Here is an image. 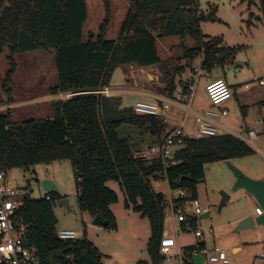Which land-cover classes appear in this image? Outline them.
Masks as SVG:
<instances>
[{
	"label": "trees",
	"instance_id": "obj_1",
	"mask_svg": "<svg viewBox=\"0 0 264 264\" xmlns=\"http://www.w3.org/2000/svg\"><path fill=\"white\" fill-rule=\"evenodd\" d=\"M101 1L105 19L97 33H89L84 40L85 0H0V57L8 51L0 103H13L16 56L34 51L54 53L57 82L51 94H72L54 100L52 115L44 119L16 123L11 121L9 110L0 115V170L26 171L37 164L68 161L76 177L79 210L92 219L100 215L108 222L106 228L113 230L116 223L110 206L118 197L106 184L118 183L126 197L125 207L149 221L148 250L153 263L158 264L166 204L165 198L152 190L151 180L163 176L170 190L182 189L196 198V185L203 180L206 165L223 156L229 160L241 158L254 149L230 134L188 139L175 153V165L164 170L160 161L138 159V147L132 145L130 137H119L117 130L122 126L136 128L152 137L155 144L161 141L165 125L153 117L137 115L132 107H121L118 96L94 92L108 87L115 67L162 64L157 39L178 38L186 62L204 53L206 70H211L214 63H229L234 49L217 50L220 40H206L199 24L207 16L213 19V14L199 13L193 0H130L120 37L117 41L107 39L110 0ZM256 2L264 19V0H248V5ZM186 39H191L194 47H186ZM176 70L183 73L184 67ZM170 87L172 91L175 86ZM61 199L54 193L39 199L27 194L18 210L31 224L30 242L36 246L41 264H102L98 249L85 237L74 241L58 238L53 206ZM189 227L194 229V221ZM192 249L182 251L184 264H193ZM56 251L60 254L49 260L48 254Z\"/></svg>",
	"mask_w": 264,
	"mask_h": 264
},
{
	"label": "rangeland",
	"instance_id": "obj_2",
	"mask_svg": "<svg viewBox=\"0 0 264 264\" xmlns=\"http://www.w3.org/2000/svg\"><path fill=\"white\" fill-rule=\"evenodd\" d=\"M120 1H115L119 3L116 7L114 3L113 7L110 6V22L106 38L114 41L118 40L124 24L125 18L121 14L131 5L130 0ZM193 1L199 13L206 16L208 13L213 14V19L205 18L199 24L206 40L218 39L223 47L234 49L232 62L217 69V78H225L231 90V97L222 104L228 114L219 118L218 121L232 133L248 139L247 129L260 132V129H256L258 125L253 124L254 120H264V86L258 84L259 79H264V19L258 2L249 6L248 0ZM85 2L87 3V20L83 26L84 40L87 39L89 33H97L106 16L101 0H86ZM121 3L124 7L120 6ZM170 39L172 38L157 39L158 53L162 57L165 55L160 44L171 41ZM185 46L192 48L194 43L191 39H187ZM175 47L176 53L173 56L177 58L181 55V51L178 53L179 49ZM7 55L8 51L5 50L0 57V93L8 71ZM180 64L184 67L181 80L193 82L192 107H196L200 99H206L204 86L206 76L193 73L194 69L201 70L200 58L194 57L189 62L180 60ZM16 65L17 70L13 76L14 88L19 92L17 100L21 104L17 106V109L10 110L3 107L8 104L0 103V115L6 114L9 110L11 121L16 123L43 119L52 115V103L55 99H51L54 94L52 95L50 90L57 82L54 53L34 51L20 54L16 56ZM204 73L206 75L207 72ZM126 74L125 66L113 68L108 78L109 87L126 88L128 86ZM252 91L258 94L255 95ZM111 94L120 98L121 107H131L134 102L141 100L150 102L149 99L132 96L125 92L112 91ZM247 110L248 115L244 117V111L247 112ZM259 110L262 112V117L256 114ZM184 114V111L179 113L181 118ZM192 118L191 116L187 118L188 127L193 125ZM117 134L119 137H130L132 145L137 146L139 151H147L152 145V137L133 127L122 126L117 130ZM249 142L257 150L254 149L252 154L230 161L247 177L264 181L263 144L254 139ZM8 172L12 178L28 183L29 194L33 199L45 196L46 193L42 189L43 180L52 181L60 196L68 203V207L60 204V200L54 203L53 212L57 220V231L72 230L77 233L79 239L85 237L98 249L103 264H154L148 250L151 242L149 221L139 213L133 212L131 207H125L126 197L118 183L109 181L106 184L118 197L117 203L110 206L116 223V228L113 230L93 225V219L79 210L76 177L68 161H52L34 165L26 171L13 169ZM234 180V175L225 161L219 160L205 166L204 178L196 185V199L201 208L209 213L208 219H200V226L202 228L211 227L214 230L213 235L204 237L205 247L226 250L232 264H264V227L255 225L254 228L236 231L237 226L243 220L240 218L244 214H248L247 217L254 214L256 202L243 189L231 191ZM150 183L154 193L162 195L165 199L176 196V193L169 189L165 177L160 176L156 180H151ZM222 193L227 194L229 200L219 209ZM170 216L166 210L164 231L166 230L169 237L174 238L183 250L202 241L194 236L192 227H187L185 231L175 229L177 223L173 222ZM236 247L239 251L236 249L233 253L232 249ZM176 256L177 254L172 252L167 256L170 259L169 262L161 258L158 264H177Z\"/></svg>",
	"mask_w": 264,
	"mask_h": 264
},
{
	"label": "built area",
	"instance_id": "obj_3",
	"mask_svg": "<svg viewBox=\"0 0 264 264\" xmlns=\"http://www.w3.org/2000/svg\"><path fill=\"white\" fill-rule=\"evenodd\" d=\"M223 45H216L215 49H221ZM201 63L204 62L205 55H200ZM133 66V65H131ZM134 67V66H133ZM203 64L201 70L194 69V73L202 75ZM258 84L264 86V79H259ZM194 86H187V93L174 91L170 95L155 97V102H136L133 105V110L137 115L148 116L158 119L163 125L168 120V113L171 107L181 109L185 115H192L193 125L184 130V126L172 128L166 131L161 141L152 144L147 151H138L136 157L145 160L160 161L163 169H167L175 165V153L184 146L188 139L211 138L221 135L230 134L249 144V140L254 139L256 134L250 131L245 139L242 136L232 133L228 128L219 123V118L228 114L227 110L222 107L223 102L231 97V90L226 81L222 78H213L205 85V94L208 101L209 109L203 112H192L190 105L194 96ZM102 96L111 95L112 91L108 87H103L101 90L94 92ZM72 94H59L55 100H63L70 97ZM186 102V104H184ZM253 148V147H252ZM254 149V148H253ZM28 183L20 182L12 178L9 172L0 170V263L4 264H41L38 256L37 248L30 242L31 224L27 222L24 216L18 213L22 198L29 194L27 187ZM175 197L164 199L166 210L171 215V220L177 225L175 229L185 231L189 227L190 222L194 221V236L202 240L192 249V255L199 254L203 258L202 264H232L231 258L224 249H207L204 246V237L214 234L213 228H202L200 219L205 215L206 210L201 208L198 200L192 198L190 194L182 189L174 191ZM30 195V194H29ZM176 200V202H175ZM179 200V202H177ZM262 213L260 208L255 209V214ZM195 219V220H194ZM58 238L62 241L78 240V235L72 230L58 231ZM176 240L169 237L167 232L163 233L160 240L159 252L164 255L166 261L176 247ZM177 254V264H184L181 254Z\"/></svg>",
	"mask_w": 264,
	"mask_h": 264
},
{
	"label": "crops",
	"instance_id": "obj_4",
	"mask_svg": "<svg viewBox=\"0 0 264 264\" xmlns=\"http://www.w3.org/2000/svg\"><path fill=\"white\" fill-rule=\"evenodd\" d=\"M115 1L116 0H110V6L113 7V3H114V7H116L119 4V3H115ZM119 2H121V1L119 0ZM86 6H87V3H86ZM120 6L124 7L123 3H121ZM129 10H130V8L127 11L124 10V12H123V14H121V16H124V18L126 19ZM112 11H114V10L112 9ZM109 13H110V11H109ZM109 19H110V15H109ZM109 22H110V20H109ZM124 22H125V20H124ZM118 37H120V35ZM167 39H169V38H167ZM170 40L171 41H168V42L166 41L165 43L160 44L161 49L163 48L162 51L165 55L164 57H162L161 54L158 53V49H159L158 44L159 43L157 44V41H156L157 53H158L159 58L162 61L161 62L162 64L149 66V67H142V68L141 67L140 68L139 67H133V66H131L132 64L126 65L125 66V68L127 69V74H126L127 80L126 81L128 82L127 83L128 86H126V88H124V89H115V88L109 87V85L107 84L108 88L111 91H115L118 93H124L125 92L129 95H132V96L135 95L137 97L149 99L150 102H147L144 100L136 101V102H147V103H153V102H155V97H162V96L170 95L174 91H181L183 93H187V86L193 85V82H190L189 80L188 81L181 80V75L183 73H178L176 69L182 66L181 64L179 65L180 60H183L182 59V50L178 47V45L180 44L178 38H172ZM185 42H187V39ZM167 45H169V46H167ZM175 46H177L179 49L178 53L181 51V53H180L181 55H179L177 58H174V56H173V54L176 53V47ZM196 57L200 58V55H198ZM173 59H174V61H173ZM200 62H201V58H200ZM231 62H232V60H231ZM231 62H229V63H231ZM229 63H227L225 65H228ZM202 64L203 63H201V65ZM218 67H221V66L218 65L217 63H214L211 70H206L204 68L205 71L201 72L203 76H206L205 85L207 84V82L209 80H211L213 78H217ZM204 72H207L206 75H204L205 74ZM193 73H194V71H193ZM209 73L211 75L207 76V74H209ZM55 75H56V72H55ZM199 76H201V75H199ZM218 78H222V77H218ZM226 83L228 84L227 80H226ZM172 84H174L175 87L172 91H170V88H171L170 85H172ZM245 88H248V87H245ZM184 90H186V91H184ZM120 91H124V92H120ZM18 93L19 92L14 88V80H13L12 81L13 104L6 105L3 107H7L10 110H12L14 108L17 109V106L21 104L20 101L17 100ZM252 93L255 95L258 94L256 91H252ZM1 94H2V96H4L2 91L0 93V96H1ZM53 96L54 97H51V99H55L57 97V94L53 95ZM252 96H254V95H252ZM136 102H134L133 105ZM192 103H193V99H192V102L190 105V110L192 112H195V113L196 112H203V111L209 109L207 98L205 100L200 99L199 104H197L196 107H192ZM184 104H186V102ZM133 105L131 107H133ZM180 111H182V110L175 108V107H171L170 112L168 113V120L165 124L166 128H165L164 132L171 130L172 128L178 127L180 125H183L184 130L188 131V129L190 127H188V125H187V118L190 116L192 117V115H185L184 114V117L181 118L179 115ZM256 114L259 117H262V112L260 110ZM247 115H248V110H247V112L244 111V117H246ZM253 124L258 125L256 129H260V132H256V130L254 131L251 129H247L246 132L248 134L250 131H254V133L256 134L254 141L261 142L263 144V149H264V120L263 119L262 120H259V119L254 120ZM260 127H262V128H260ZM254 149H256V148H254ZM257 207L258 206L256 204L255 209ZM254 214H255V211H254ZM247 215L248 214H244L240 219L246 218ZM164 232H166V230ZM195 245H191L190 247L193 248ZM204 246H206V245L204 244ZM236 249L239 251V248L236 247V248L232 249L233 253H234V250H236ZM173 251L174 252L179 251V253L182 256L183 249L180 246L176 245V247L173 249Z\"/></svg>",
	"mask_w": 264,
	"mask_h": 264
},
{
	"label": "water",
	"instance_id": "obj_5",
	"mask_svg": "<svg viewBox=\"0 0 264 264\" xmlns=\"http://www.w3.org/2000/svg\"><path fill=\"white\" fill-rule=\"evenodd\" d=\"M207 19L208 16H207ZM221 161H225L227 167L231 170V172L234 175V183L232 186L231 191H237L238 189H243L246 193L251 195L253 199L255 200L258 208L261 209L262 213L260 215L253 214L252 216H248L244 218L239 225L236 228V231L239 232L244 229L254 228L255 225L263 226L264 227V181L263 180H254L249 177H247L245 174H243L237 167H235L229 159H227L226 156L221 157ZM157 176H154L156 178ZM42 189L46 194L48 193H54L59 194L58 190L56 189L55 185L52 181L49 180H43L42 181ZM229 200V196L225 193H222V199L219 205V209ZM60 204H62L64 207H68L67 200L61 199ZM255 215V217H254ZM209 213H206V215H203L201 219H208ZM195 220V219H194ZM93 225L95 226H102L107 227L108 222L103 220L100 215H96L92 220ZM60 252H51L48 254V259L51 260L53 255H59ZM162 259H164V255L161 256ZM192 262L193 264H202L203 258L199 254L192 255Z\"/></svg>",
	"mask_w": 264,
	"mask_h": 264
}]
</instances>
